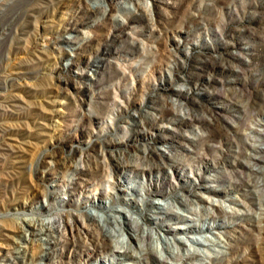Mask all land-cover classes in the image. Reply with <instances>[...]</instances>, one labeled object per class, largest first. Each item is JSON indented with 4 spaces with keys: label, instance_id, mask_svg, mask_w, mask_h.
<instances>
[{
    "label": "rangeland",
    "instance_id": "obj_1",
    "mask_svg": "<svg viewBox=\"0 0 264 264\" xmlns=\"http://www.w3.org/2000/svg\"><path fill=\"white\" fill-rule=\"evenodd\" d=\"M30 1L0 13L14 25L0 36V145L12 148L0 163V252L25 242L17 228L28 219L83 230L85 213L99 212L90 200L139 221L162 203L187 217L165 219L186 243L180 252L204 249L164 264H264V0H139L150 25L126 9L78 8L101 0H36L48 4L34 16L24 13ZM97 56L109 60L95 62L99 72L89 65ZM202 222L210 231L177 228ZM154 232L157 247L163 232ZM219 237L230 244L214 246ZM88 247L90 264H119L109 248ZM73 251L38 262L61 264Z\"/></svg>",
    "mask_w": 264,
    "mask_h": 264
},
{
    "label": "bare ground",
    "instance_id": "obj_2",
    "mask_svg": "<svg viewBox=\"0 0 264 264\" xmlns=\"http://www.w3.org/2000/svg\"><path fill=\"white\" fill-rule=\"evenodd\" d=\"M20 0H6L3 1V6L9 7L11 4L16 3ZM72 1V0H71ZM158 1V0H156ZM162 1V0H161ZM47 2V3H46ZM44 2L46 5L48 1ZM58 3V0H49V3ZM43 3H39L38 1L32 0V2H28V4L24 6V13L29 14L30 16H34L30 11H34L35 8H39L41 6H46ZM0 7V13L3 12L4 7ZM158 3L154 2V7H157ZM78 8L89 10L92 15L97 16L98 14L106 15L107 9H122L133 12V19L136 21H146V24L150 23V13L149 8L146 5H142L139 0H128L127 2L117 0L115 4L106 3V0H101V3L98 5L84 4V2L80 1ZM16 23V22H15ZM150 25V24H149ZM14 26V25H13ZM10 23L0 24V36L6 33H10L13 29ZM148 26V25H147ZM9 30V32H7ZM79 30V29H75ZM67 40V42H71L70 44L76 48L77 43H74L72 39ZM134 44V41L132 42ZM100 61H109L107 57L97 56L96 59L89 63L92 67L95 66V71L99 72L100 65L95 64V62ZM104 63V62H103ZM1 89V88H0ZM11 148V144L9 142H4L0 145V163L5 160V156L9 154V150ZM74 172L79 168L78 165H74ZM134 168H139L142 172L143 167L139 165H135ZM8 179H5L7 182ZM4 181V184L6 182ZM64 186V183H62ZM206 191L211 192L214 195H217L216 191L211 188H207L206 185L201 186ZM72 192V191H71ZM158 195H162L163 193L157 192ZM199 196L196 198L198 200L208 201L207 198L198 193ZM179 203L180 209L189 210L195 214L198 213V209L194 207V203L191 201H185L180 197L175 198ZM90 205L99 209V212L96 214L85 213V219L87 223H85L84 229H80L78 226L71 225L67 219L62 220V224L59 221H49L45 222L43 220L35 221L28 219L26 220V226L24 224H20L18 226V230L22 231L25 235V242L16 241V246L14 250H5L0 252V264H8L7 262H3L4 260H14L19 259V263L21 264H40L38 259H51V257L58 252L60 246L63 247H71L74 250L71 254V259L69 261H61V264H77V261L83 260L85 264H90L93 257H90L88 252V244L93 245H101L103 247H107L110 250L111 254V263L118 262L119 264H141L147 263V259L154 254V251H159L161 256L162 264L164 261L168 259L173 260H186L201 254V248L195 247L194 250L185 249V251L180 252L178 246L186 245L185 241L181 237H177L175 232L168 227L165 222L166 218L182 220L185 219L187 221V217L183 216L180 212H170L167 210V205L162 203H157L152 206V210L154 211L152 216L141 215V220L139 221L135 217L131 215L123 216V218L115 213H108L101 206L100 202H95L90 200ZM134 205L132 201L128 204ZM214 203V202H213ZM168 205L172 206V210H175L176 207L173 203H168ZM211 217L212 214H208ZM127 216V217H126ZM125 217V219H124ZM193 223L191 225L186 226H177V228H183L182 233H190V232H202L205 229L210 231L209 224ZM1 227H4L0 224ZM184 227H186L184 229ZM155 229H160L163 233L157 232V240L159 241L158 246L154 247L153 240V232ZM129 232V233H128ZM156 234V232H154ZM0 235L3 237H8V234L5 232H0ZM127 235V236H125ZM44 236V238H42ZM192 243L200 244L199 240L190 239ZM212 244L214 246H218L220 248L224 247V244H230L229 240H221L219 237L216 240H213ZM195 246V245H194ZM33 248V249H32ZM119 248V249H118ZM32 249V250H31ZM160 249V250H159ZM40 250V251H36ZM16 253L15 255L12 254ZM101 256V255H100ZM100 256H97L95 261L100 260ZM113 258V259H112ZM122 258H129L131 262L121 261ZM106 259V257H105ZM17 263V262H16Z\"/></svg>",
    "mask_w": 264,
    "mask_h": 264
}]
</instances>
